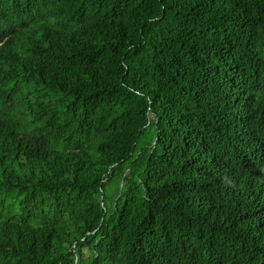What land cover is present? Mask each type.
<instances>
[{"label":"trees","instance_id":"obj_1","mask_svg":"<svg viewBox=\"0 0 264 264\" xmlns=\"http://www.w3.org/2000/svg\"><path fill=\"white\" fill-rule=\"evenodd\" d=\"M0 264H264V0H0Z\"/></svg>","mask_w":264,"mask_h":264},{"label":"rangeland","instance_id":"obj_2","mask_svg":"<svg viewBox=\"0 0 264 264\" xmlns=\"http://www.w3.org/2000/svg\"><path fill=\"white\" fill-rule=\"evenodd\" d=\"M110 194V193H109Z\"/></svg>","mask_w":264,"mask_h":264}]
</instances>
